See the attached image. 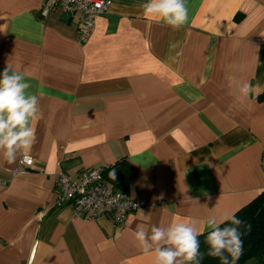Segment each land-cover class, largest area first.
I'll use <instances>...</instances> for the list:
<instances>
[{
  "label": "crops",
  "instance_id": "1",
  "mask_svg": "<svg viewBox=\"0 0 264 264\" xmlns=\"http://www.w3.org/2000/svg\"><path fill=\"white\" fill-rule=\"evenodd\" d=\"M108 1L80 42L79 19L46 0H0V73L10 64L38 97L32 166L0 158V264H154L139 226L195 219L205 233L264 191V0H185L179 29L147 0ZM120 160L145 203L121 226L56 206L58 174Z\"/></svg>",
  "mask_w": 264,
  "mask_h": 264
},
{
  "label": "clouds",
  "instance_id": "2",
  "mask_svg": "<svg viewBox=\"0 0 264 264\" xmlns=\"http://www.w3.org/2000/svg\"><path fill=\"white\" fill-rule=\"evenodd\" d=\"M142 8L146 16L173 29H179L188 20L185 0H147ZM30 87L25 75L13 70L10 64L0 73V158L8 163H14L18 156L28 160L35 141L31 120L38 111V97L28 93ZM235 89L237 100L243 102L250 94L251 85L239 81L235 83ZM159 199H163V194ZM140 216L148 219L142 210ZM240 224L234 213L208 217V256L219 258L221 264H236L243 253ZM201 234L199 221L192 219L166 226L153 225L150 232L139 226L134 239L145 252L154 251V264H199Z\"/></svg>",
  "mask_w": 264,
  "mask_h": 264
},
{
  "label": "built area",
  "instance_id": "3",
  "mask_svg": "<svg viewBox=\"0 0 264 264\" xmlns=\"http://www.w3.org/2000/svg\"><path fill=\"white\" fill-rule=\"evenodd\" d=\"M108 0H46L44 12L59 11L79 19L78 38L85 41L90 35L96 17L108 8ZM34 159L21 157V164L31 167ZM104 168H88L78 178L65 173L56 176V206H71L77 217L95 219L109 217L116 226H121L127 214L145 206L144 201L132 199L128 194L115 190L103 181Z\"/></svg>",
  "mask_w": 264,
  "mask_h": 264
},
{
  "label": "trees",
  "instance_id": "4",
  "mask_svg": "<svg viewBox=\"0 0 264 264\" xmlns=\"http://www.w3.org/2000/svg\"><path fill=\"white\" fill-rule=\"evenodd\" d=\"M260 98H264V94H261ZM136 174L137 170L132 165L120 160L104 168L102 176L107 185L128 194ZM234 214L241 221L239 232L243 241V253L236 264H245L250 260H255V264H264V191ZM207 233L199 236L201 253L199 264H221L219 258L210 257L207 254ZM190 264H195V262H190Z\"/></svg>",
  "mask_w": 264,
  "mask_h": 264
},
{
  "label": "rangeland",
  "instance_id": "5",
  "mask_svg": "<svg viewBox=\"0 0 264 264\" xmlns=\"http://www.w3.org/2000/svg\"><path fill=\"white\" fill-rule=\"evenodd\" d=\"M248 263L253 264V263H255V260H250Z\"/></svg>",
  "mask_w": 264,
  "mask_h": 264
}]
</instances>
